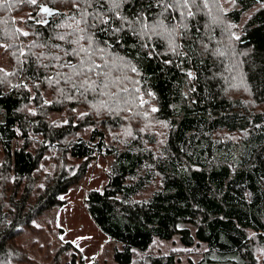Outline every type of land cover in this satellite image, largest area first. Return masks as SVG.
<instances>
[{
    "label": "trees",
    "instance_id": "trees-1",
    "mask_svg": "<svg viewBox=\"0 0 264 264\" xmlns=\"http://www.w3.org/2000/svg\"><path fill=\"white\" fill-rule=\"evenodd\" d=\"M229 1L0 0V264L98 157L86 205L115 264L156 242L264 264V0ZM53 262L87 263L71 241Z\"/></svg>",
    "mask_w": 264,
    "mask_h": 264
},
{
    "label": "rangeland",
    "instance_id": "rangeland-1",
    "mask_svg": "<svg viewBox=\"0 0 264 264\" xmlns=\"http://www.w3.org/2000/svg\"><path fill=\"white\" fill-rule=\"evenodd\" d=\"M222 2L226 9L231 7L229 0H222ZM8 58V54L0 51V75L2 77L11 69ZM191 75L193 78L194 72ZM47 94L52 95L49 89ZM50 98L54 100L53 96ZM76 110L77 113L86 111L81 107ZM55 116L54 119L60 117L62 120L64 117L66 119L69 117L66 112L55 114ZM128 128L127 131H129ZM123 131H112L110 136L124 137L127 131L126 129ZM52 157L56 158V155L52 154ZM2 161L3 154L0 149V162ZM111 162V158L98 157L90 164L87 174L61 196L64 199L63 205L43 212L35 220V228L28 230L16 239V243L20 244V250L24 253L20 257L21 262L16 264H55L53 262L54 255L65 241H71L79 248L86 264H115L113 255L118 245L99 230L91 220L86 205V201L90 200V191L100 189L106 181L105 173ZM52 163L53 161L46 166V171L53 170ZM1 182L3 185L4 180L1 179ZM5 185L7 184L4 183L3 186ZM150 254L153 260L149 261V264H159L160 257L174 259L175 264H200L201 255L200 251L190 252L171 242H156L151 248Z\"/></svg>",
    "mask_w": 264,
    "mask_h": 264
},
{
    "label": "snow or ice",
    "instance_id": "snow-or-ice-1",
    "mask_svg": "<svg viewBox=\"0 0 264 264\" xmlns=\"http://www.w3.org/2000/svg\"><path fill=\"white\" fill-rule=\"evenodd\" d=\"M31 3L35 4L36 3V0H30ZM43 12L45 13H50L49 9L48 8H42L41 9ZM28 33H23V35H27ZM60 39H64V37H59ZM81 51H84V52H87V49H81ZM96 68H99L100 66L99 65H96L95 66ZM93 69L92 68H89L88 71H92ZM153 111H156V109H153Z\"/></svg>",
    "mask_w": 264,
    "mask_h": 264
},
{
    "label": "water",
    "instance_id": "water-1",
    "mask_svg": "<svg viewBox=\"0 0 264 264\" xmlns=\"http://www.w3.org/2000/svg\"><path fill=\"white\" fill-rule=\"evenodd\" d=\"M47 8V7H46ZM43 13H45V12H43Z\"/></svg>",
    "mask_w": 264,
    "mask_h": 264
}]
</instances>
